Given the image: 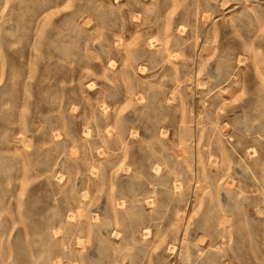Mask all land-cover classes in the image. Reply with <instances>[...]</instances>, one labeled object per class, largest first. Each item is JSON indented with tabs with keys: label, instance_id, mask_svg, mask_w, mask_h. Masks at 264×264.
<instances>
[{
	"label": "rangeland",
	"instance_id": "obj_1",
	"mask_svg": "<svg viewBox=\"0 0 264 264\" xmlns=\"http://www.w3.org/2000/svg\"><path fill=\"white\" fill-rule=\"evenodd\" d=\"M0 264H264V0H0Z\"/></svg>",
	"mask_w": 264,
	"mask_h": 264
}]
</instances>
